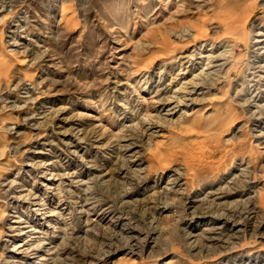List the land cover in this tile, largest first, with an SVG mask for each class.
I'll list each match as a JSON object with an SVG mask.
<instances>
[{"label":"rangeland","instance_id":"374dc122","mask_svg":"<svg viewBox=\"0 0 264 264\" xmlns=\"http://www.w3.org/2000/svg\"><path fill=\"white\" fill-rule=\"evenodd\" d=\"M0 264H264V0H0Z\"/></svg>","mask_w":264,"mask_h":264},{"label":"bare ground","instance_id":"6f19581e","mask_svg":"<svg viewBox=\"0 0 264 264\" xmlns=\"http://www.w3.org/2000/svg\"><path fill=\"white\" fill-rule=\"evenodd\" d=\"M231 15H233V14H231ZM235 17H236V16H235ZM235 17L232 18V19H235ZM231 21H233V20H230V22H231ZM234 21H235V20H234ZM234 21H233V22H234ZM232 24H234V23H232ZM237 30H238V29H237ZM241 32H242V31H241ZM242 33H243V32H242ZM242 33H239V34H238L239 37H241V38L243 37V34H242ZM237 37H238V36H237ZM8 64H9V63L5 61V65H8Z\"/></svg>","mask_w":264,"mask_h":264}]
</instances>
